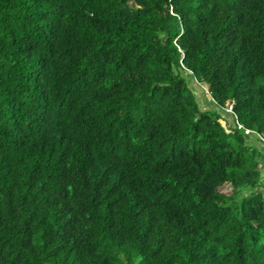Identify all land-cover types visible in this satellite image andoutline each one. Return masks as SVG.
<instances>
[{"label": "trees", "instance_id": "16d2710c", "mask_svg": "<svg viewBox=\"0 0 264 264\" xmlns=\"http://www.w3.org/2000/svg\"><path fill=\"white\" fill-rule=\"evenodd\" d=\"M0 264H264V0H0Z\"/></svg>", "mask_w": 264, "mask_h": 264}, {"label": "rangeland", "instance_id": "374dc122", "mask_svg": "<svg viewBox=\"0 0 264 264\" xmlns=\"http://www.w3.org/2000/svg\"><path fill=\"white\" fill-rule=\"evenodd\" d=\"M190 86L198 94L197 99H198L202 108H204V109L214 108L213 99H212L211 94L209 92L210 88L208 86H206V84L204 85V83H199L194 79V80H190ZM260 145H262V144H260Z\"/></svg>", "mask_w": 264, "mask_h": 264}]
</instances>
